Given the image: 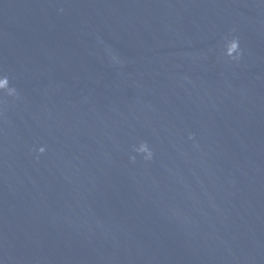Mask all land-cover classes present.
<instances>
[{
	"label": "water",
	"instance_id": "obj_1",
	"mask_svg": "<svg viewBox=\"0 0 264 264\" xmlns=\"http://www.w3.org/2000/svg\"><path fill=\"white\" fill-rule=\"evenodd\" d=\"M0 75V264H264V0H0Z\"/></svg>",
	"mask_w": 264,
	"mask_h": 264
},
{
	"label": "clouds",
	"instance_id": "obj_2",
	"mask_svg": "<svg viewBox=\"0 0 264 264\" xmlns=\"http://www.w3.org/2000/svg\"><path fill=\"white\" fill-rule=\"evenodd\" d=\"M222 54L229 61H239L241 56L243 55L240 49L239 40L235 37L226 39ZM0 93L6 94L10 97H14L17 95L16 89L10 86V80L6 75H0ZM132 151L136 155L142 156L145 161H150L153 158V152L145 142H142L138 146L133 147ZM44 152L45 148H39V155H42ZM130 159L135 162L136 156H131Z\"/></svg>",
	"mask_w": 264,
	"mask_h": 264
}]
</instances>
